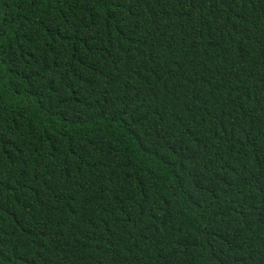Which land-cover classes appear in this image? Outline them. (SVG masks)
<instances>
[{"label": "trees", "instance_id": "trees-1", "mask_svg": "<svg viewBox=\"0 0 264 264\" xmlns=\"http://www.w3.org/2000/svg\"><path fill=\"white\" fill-rule=\"evenodd\" d=\"M0 264H264V0H0Z\"/></svg>", "mask_w": 264, "mask_h": 264}]
</instances>
